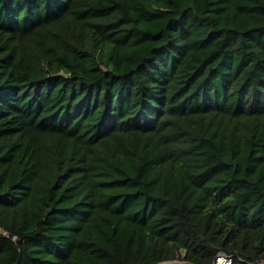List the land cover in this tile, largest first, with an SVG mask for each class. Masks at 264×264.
Listing matches in <instances>:
<instances>
[{
  "label": "trees",
  "instance_id": "obj_1",
  "mask_svg": "<svg viewBox=\"0 0 264 264\" xmlns=\"http://www.w3.org/2000/svg\"><path fill=\"white\" fill-rule=\"evenodd\" d=\"M264 264V0H0V264Z\"/></svg>",
  "mask_w": 264,
  "mask_h": 264
},
{
  "label": "built area",
  "instance_id": "obj_2",
  "mask_svg": "<svg viewBox=\"0 0 264 264\" xmlns=\"http://www.w3.org/2000/svg\"><path fill=\"white\" fill-rule=\"evenodd\" d=\"M159 264H193L185 259H173L162 261ZM214 264H232V257L224 252L218 253L215 257Z\"/></svg>",
  "mask_w": 264,
  "mask_h": 264
}]
</instances>
